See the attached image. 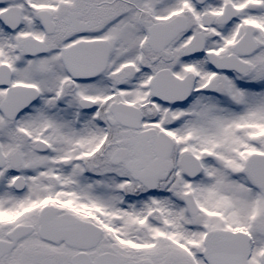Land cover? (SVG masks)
<instances>
[{
  "label": "snow or ice",
  "instance_id": "6c2138e0",
  "mask_svg": "<svg viewBox=\"0 0 264 264\" xmlns=\"http://www.w3.org/2000/svg\"><path fill=\"white\" fill-rule=\"evenodd\" d=\"M0 264H264V0H0Z\"/></svg>",
  "mask_w": 264,
  "mask_h": 264
}]
</instances>
